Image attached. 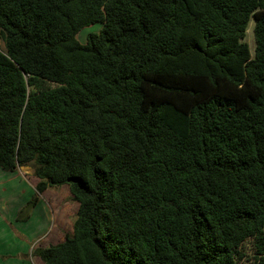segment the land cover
I'll list each match as a JSON object with an SVG mask.
<instances>
[{
    "label": "trees",
    "instance_id": "trees-1",
    "mask_svg": "<svg viewBox=\"0 0 264 264\" xmlns=\"http://www.w3.org/2000/svg\"><path fill=\"white\" fill-rule=\"evenodd\" d=\"M24 167L78 204L43 264H264V0H0V170Z\"/></svg>",
    "mask_w": 264,
    "mask_h": 264
},
{
    "label": "rangeland",
    "instance_id": "rangeland-1",
    "mask_svg": "<svg viewBox=\"0 0 264 264\" xmlns=\"http://www.w3.org/2000/svg\"><path fill=\"white\" fill-rule=\"evenodd\" d=\"M101 30V24H95L93 26L87 27L78 34V41L82 45H84L86 44L87 37L90 34H99ZM246 42L249 45L251 55L254 56L255 38L253 20H251L249 24V28L246 35ZM3 184H5V187L8 188V193L0 194V235H3L4 233L7 237L6 240L13 244H17L18 242L22 243V241L19 240L20 238H18V236H16L15 234L12 235L10 229L13 230V232L15 231L22 235H27L26 233L38 234L39 228L36 226L38 223L35 219H33L30 223H25L23 221H19L18 218H13V216L11 215L13 208L16 206V202L21 205L24 204V202L25 204L27 202L26 199L20 197L19 195H17V193H15L17 192V186L15 185L28 184L27 187L22 186V188L27 191L29 190L33 192L37 184V180L34 176V170L29 167H24L19 168L14 173L10 174H6L5 172H3L0 178V187L3 188ZM11 198L12 201H10ZM42 203L45 204L46 207V211L44 212L45 217H43V210L41 212L37 211L36 217H39V219L42 221L43 218H46L48 216L49 225L46 226L45 232L40 235L41 237L39 238V242H45L46 245H52L54 243L57 244L60 240L62 241L65 238L66 234L73 233V224L76 219L78 204L75 203L72 198L68 197V192L67 190H65V188L57 190L54 189L49 193L47 192L42 197ZM12 241H15V243ZM31 259V254L29 253L26 257H24L26 263H32ZM35 262H37V259H35Z\"/></svg>",
    "mask_w": 264,
    "mask_h": 264
},
{
    "label": "crops",
    "instance_id": "crops-1",
    "mask_svg": "<svg viewBox=\"0 0 264 264\" xmlns=\"http://www.w3.org/2000/svg\"><path fill=\"white\" fill-rule=\"evenodd\" d=\"M2 173H3V171L0 170V178L2 176ZM2 186H3V188L0 187V188H2V189H0V194L8 193V188L5 187V184H3ZM15 186H17L16 187L17 192H15V193H17V195H19L20 197H23L24 199H26L27 202H26V204L24 202V204L21 205L18 202H16V200H17L16 199L15 200L16 206L13 208L11 215L13 216V218L17 219L18 218V214L21 211L22 206L24 208L25 205H27L29 202H31V200L34 197L38 196V201L36 202L35 208L33 209V212L30 215L29 219L25 223H30L33 219H35L37 221V223H38L36 226L39 228V231H38V234L26 233L27 235H22V234H20L18 232H15V231L13 232V230L10 229V232L12 233V235L15 234L16 236H18V238H20L19 240L22 241V243L18 242L17 244L15 243V241H12L15 244L7 241L6 240L7 237L5 236L4 233H3V235H0V264H43L39 258H37V257L34 258L32 256V252L36 248H38L37 246L44 247V248L48 247V246H51V245H46L45 242H39V238L41 237L40 235H42L43 232H45L46 226L49 225V223H48L49 217L47 216L46 218H48V219L43 218L42 221H41L39 219V217H36V212L37 211L41 212L43 210V215H44V212L46 211V207H45V204L42 203V197L47 192L49 193V192H51L54 189H49L44 194L37 195L36 188H35V190L33 192H31L29 190L27 191V190L22 188V186L23 187H27L28 184H17ZM63 188H65V190H67L68 197L71 198L69 187L64 186V187H62L60 189H63ZM10 201H12V198L10 199ZM43 217H45V215ZM9 220H13V219H9ZM54 223H55V219H54ZM64 239L62 241L60 240L59 243L63 242ZM59 243H57V244H59ZM57 244L54 243L52 245H57ZM28 253L31 254L32 263H28V262L26 263V261L24 260V257H26ZM35 259H37V262H35Z\"/></svg>",
    "mask_w": 264,
    "mask_h": 264
}]
</instances>
